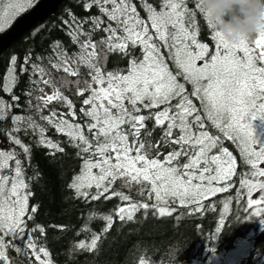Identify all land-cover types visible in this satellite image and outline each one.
<instances>
[{"label": "snow or ice", "instance_id": "snow-or-ice-1", "mask_svg": "<svg viewBox=\"0 0 264 264\" xmlns=\"http://www.w3.org/2000/svg\"><path fill=\"white\" fill-rule=\"evenodd\" d=\"M33 3L34 0H14L10 3L0 18V31ZM202 3L203 0H197L196 10L193 11L186 0H161L159 9L146 2L148 16L145 21L140 18L131 0H90L85 4L86 8L91 9L95 5L108 21L116 22V27L109 23L101 29L109 35L100 43L106 45L109 52H122L125 55H128L130 45L133 48L140 46L142 58H132L126 74L104 73L98 63L97 42L90 38L92 34L85 32L88 38L80 41V33L74 31L73 35L84 50L76 59L90 69V82L85 81V88L78 90V95H83L85 91L90 93L82 101L83 105L89 107L80 109L82 116L89 118L90 122L86 121L84 125L72 123L56 111L41 116L42 120L53 122L57 130L72 141H79L75 147L89 153L82 173L69 185L78 196L88 197L86 189L94 186L97 194L91 199L97 200L109 191L117 179H123L126 185L133 182L150 185L149 199L154 194L156 203L131 202L119 207L116 214L121 221L132 220L137 211L144 209L147 212L150 207L161 217H171L175 209L168 206L170 200L184 207L193 205L192 210L198 213L204 210L203 202L210 196L234 187L230 181L236 175L237 158L228 147L223 146L221 135L208 130L205 121H209L223 138L239 147L243 163L250 166L249 171L243 174L250 178L240 180V189H247L246 211L254 210L257 216L264 214V132H258L253 124V121L259 120V127L264 128V33L252 43L247 40L239 43L229 41L206 18ZM197 12L203 15L207 27L212 30L211 39L215 43L211 50L208 43L200 42L197 38L200 34L195 19ZM89 20L94 28H101L104 23L98 16L89 17ZM87 22L81 19L77 28L82 29ZM149 22L155 36L149 30ZM155 41H159L160 45ZM161 46L167 49L177 69L175 73L169 68ZM11 63L12 82L15 84L16 57H12ZM38 67L35 65L34 69ZM54 67H62L71 76L79 75L78 70L67 66V59ZM39 71L43 73L44 70L41 68ZM179 77L183 78L184 83L179 81ZM43 82L47 84L51 81ZM68 83L63 81L62 86ZM76 83L79 84V81ZM93 84L98 87H93ZM185 84H191L190 92ZM5 91L10 92L11 88L6 86ZM12 99L18 100L19 97L13 96ZM194 99L199 101V108ZM38 100L45 107L52 101H63L71 110L69 115L73 118L76 116L75 106L63 95L60 87L51 94L38 97ZM173 101L176 103L173 104ZM161 105L165 107L150 112L148 116L137 114L141 107L154 109ZM9 108L11 105L0 99V121L6 118ZM148 119H154L156 126H163L167 122L162 142L165 145H178L179 150L169 152L163 160L159 158V152L149 158L151 149H158L160 143L146 147L141 139V129L145 128L144 122ZM12 120L19 123L23 117L17 115ZM85 127L91 134V140L84 134ZM174 130L179 133L175 137ZM40 131L41 143L63 152L58 144L44 139L43 128ZM9 136L25 153L29 152L19 138ZM129 137L132 138L131 142ZM181 156L187 158L183 164L178 162ZM9 161H14V168ZM93 169L97 172L94 173ZM22 177L21 160L16 158L15 151L0 150V264H10L4 237L25 232V216L32 219L28 214L31 193L26 191L28 185ZM254 192L257 198H253ZM106 199H111V196ZM122 199L130 201L131 197L122 195ZM224 207L227 210L228 204ZM35 211L36 207L33 206L31 212ZM104 219L107 229H110L112 215H106ZM223 223L221 217L220 224ZM32 231L43 234L45 230L37 225ZM216 231L219 232L220 228ZM100 239V235H94L90 242L79 241L75 249L94 252ZM26 247L32 251L38 264H52L51 253L45 247L37 249L34 242ZM140 264L145 262L141 261Z\"/></svg>", "mask_w": 264, "mask_h": 264}, {"label": "trees", "instance_id": "trees-1", "mask_svg": "<svg viewBox=\"0 0 264 264\" xmlns=\"http://www.w3.org/2000/svg\"><path fill=\"white\" fill-rule=\"evenodd\" d=\"M88 2L90 0H62L53 14L25 32L0 55V99L11 105V108L7 109L6 118L0 121V142L6 145L9 151L14 150L16 158L21 160L22 178L28 185L26 191L31 193L28 214L32 219L25 216L27 229L24 235L21 237L19 234H9L4 237L8 245L6 253L10 264H38L32 251L26 247L31 242L37 245V249L45 247L51 253L52 264H140L141 261L145 264H193L197 261L208 263L215 257L224 256L244 240L249 242L250 248L241 258L240 264H264V214L257 216L254 210L246 211L247 189H240V180L250 178L243 175L249 171L250 166L243 163L239 147L223 138L217 129L211 127L209 121H205L208 130L212 134L221 135L223 146L228 147L236 156L237 169L236 175L230 181L234 187L229 188L227 192L210 196L203 202L205 207L201 212H194L193 205L184 207L170 200L168 206L175 209L171 217H161L150 207L147 212L144 209L137 211L132 220L121 221L116 214L119 207L131 202H147L150 205L156 203L154 194L149 199L150 185L134 182L126 185L123 179H117L109 191L97 200L91 199V196L97 194L94 186L86 189L89 192L88 197L78 196L76 190L69 187L74 178L82 173L84 161L89 158V153L75 147L79 141H72L65 133L58 131L53 122L42 120L41 116L56 111L72 123L84 125L86 121L90 122V119L83 117L80 112L82 107H89L83 105L82 101L90 93L85 91L83 95H78V90L85 88V81L90 82V69L79 64L76 59L84 50L73 32L80 33V41L88 38L84 35L85 32L92 34L90 38L97 42L98 63L104 73L126 74L130 60L142 58L140 46L133 48L130 45L127 49L128 55H125L122 52H109L107 46L100 43L109 35L101 29L109 23L115 26V22L108 21L95 5L91 9L86 8L85 4ZM132 2L147 18L142 4L151 3L159 9L161 0ZM186 2L191 10H196L197 0ZM96 16L104 21L101 28H94L89 20V17ZM81 19L88 22L82 29H78L77 24ZM195 19L200 29L198 40L208 43L211 50L215 43L211 39L212 30L207 27L206 19L199 12ZM149 30L155 36L150 26ZM155 42L160 45L159 41ZM161 52L168 61L169 68L175 73L177 69L169 58L167 49L161 46ZM12 57H16V83L11 82L10 85L8 76L12 73ZM63 59H67L68 67L79 71L78 76H71L64 72L62 67H54ZM35 65L39 67L34 69ZM41 68L43 73L39 71ZM43 75H46L56 88L60 87L63 95L72 101L76 111L75 118L69 115L71 110L63 101H52L45 107L38 100V97L42 96ZM178 79L184 83L182 77ZM63 81L69 83L62 86ZM76 81H79V84ZM9 85L11 91H5V87ZM185 87L191 91V84H185ZM13 96L19 99L13 100ZM193 102L200 107L198 100L194 99ZM172 103L175 104L176 101ZM164 107H141L140 113L137 114L148 116L150 112L160 111ZM17 115L23 117L19 123L12 120V117ZM144 123L141 139L145 141L146 147L148 144L160 143L158 149H151L149 158L155 157L159 152V158L163 160L169 152L179 150L178 145H165L162 142L167 122L163 126H156L154 119H148ZM124 127L127 128V125ZM17 128L19 131H16ZM41 128L44 129L43 136L58 144L63 152L46 147L40 142ZM146 132L151 134L145 135ZM9 134L19 138L22 144L29 148V152L25 153L20 145L14 144ZM84 134L91 140V134L86 127ZM178 134V131L174 130V137ZM131 139L129 137L130 142ZM215 152L214 149L213 154ZM132 154L135 155V152ZM186 159L181 156L178 162L183 164ZM10 165L13 167L14 161H10ZM94 171L97 172L96 169ZM113 193L128 195L131 200L125 201L122 195ZM108 196H111V199H106ZM226 203L227 210L224 207ZM33 206L36 207L35 213L31 212ZM106 215L113 217L110 229H107V221L104 219ZM221 217L224 219L223 225L220 224ZM37 225L44 228L43 234L40 231H32ZM217 228H220L219 232L216 231ZM94 235L101 236L96 251L75 249L79 241L90 242Z\"/></svg>", "mask_w": 264, "mask_h": 264}, {"label": "clouds", "instance_id": "clouds-1", "mask_svg": "<svg viewBox=\"0 0 264 264\" xmlns=\"http://www.w3.org/2000/svg\"><path fill=\"white\" fill-rule=\"evenodd\" d=\"M208 20L234 43H249L264 33V0H203Z\"/></svg>", "mask_w": 264, "mask_h": 264}, {"label": "rangeland", "instance_id": "rangeland-1", "mask_svg": "<svg viewBox=\"0 0 264 264\" xmlns=\"http://www.w3.org/2000/svg\"><path fill=\"white\" fill-rule=\"evenodd\" d=\"M35 1L36 0H34V2ZM13 2H14V0H2V2H0V18L3 17V11L8 8V5L10 3H13ZM131 3H133L132 0H131ZM106 7L111 8L112 5H107ZM142 7H144L145 15L148 16V14L146 12V3L142 4ZM33 8H31V9H33ZM28 11H26V12L24 11L23 13H20L19 15L15 16V18L11 21V23L3 31H0V34H2L3 32L7 31L16 22V20L18 18H20L23 14L27 13ZM137 12L139 13V16H140L141 19L147 21V18L143 15V13L138 8H137ZM149 26H150V22H149ZM113 27H116V22H115V26H113ZM117 42L118 41H114V43H117ZM198 63H201V62H198ZM11 79H12V73L9 74V76H8V83L12 82ZM45 80L50 81L49 78L46 75H43L42 84H41V94H42V96L51 94L53 91L56 90V87L51 82L47 83V84L44 83L43 81H45ZM10 85H12V83ZM10 85H9V87H10ZM95 87H98V85H96ZM253 124L257 126V131L258 132H264V128L259 127V125H260V121L259 120L253 121ZM44 139L48 140L46 137H44ZM0 150L9 151L7 146L4 145L2 142H0ZM9 163H10V161H9ZM262 166H264V165H262ZM13 168H14V166H13ZM93 172L95 173L94 169H93ZM253 198H257V193H255V192L253 193ZM18 234L22 237L24 235V232L18 233ZM249 248H250L249 242L244 240V241H241L237 245V247L235 249L227 252V254H225L224 256L215 257L211 261H209L208 263H202V262H198L197 261V262H194L193 264H240L241 258L244 255L247 254ZM42 259H43V257H42Z\"/></svg>", "mask_w": 264, "mask_h": 264}, {"label": "water", "instance_id": "water-1", "mask_svg": "<svg viewBox=\"0 0 264 264\" xmlns=\"http://www.w3.org/2000/svg\"><path fill=\"white\" fill-rule=\"evenodd\" d=\"M61 2L62 0H40L33 9L18 18L7 31L0 34V55L25 32L53 14Z\"/></svg>", "mask_w": 264, "mask_h": 264}, {"label": "flooded vegetation", "instance_id": "flooded-vegetation-1", "mask_svg": "<svg viewBox=\"0 0 264 264\" xmlns=\"http://www.w3.org/2000/svg\"><path fill=\"white\" fill-rule=\"evenodd\" d=\"M39 1H40V0H36V1L33 3V5H32L31 7L27 8L26 11L30 10L31 8H33V7H34ZM26 11H25V12H26Z\"/></svg>", "mask_w": 264, "mask_h": 264}]
</instances>
